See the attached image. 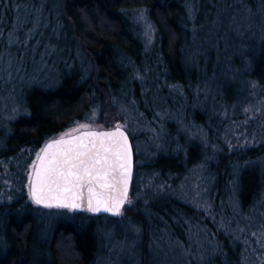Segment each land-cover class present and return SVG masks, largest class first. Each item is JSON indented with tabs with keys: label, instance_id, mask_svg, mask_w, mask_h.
I'll return each instance as SVG.
<instances>
[{
	"label": "trees",
	"instance_id": "1",
	"mask_svg": "<svg viewBox=\"0 0 264 264\" xmlns=\"http://www.w3.org/2000/svg\"><path fill=\"white\" fill-rule=\"evenodd\" d=\"M19 5L50 23L46 34L37 35L38 50L58 46L57 63L55 54L47 62V79L37 70L45 61L39 51L27 70L15 64L3 70L13 50L3 52L5 37L18 43L26 32L25 26L13 31ZM138 11L152 28L149 45L131 17ZM222 21L231 32L218 33L214 26ZM200 26L217 45L193 48L191 35ZM57 32L68 41L64 49ZM215 64L240 70L247 83L264 88V0H0V264H264V143L239 153L222 148L217 138L209 148V137H188L192 127L206 126L202 105L192 109L203 101L192 95ZM221 87L210 86L220 102L244 97L240 83L235 98ZM115 103L146 119L161 114L152 120L156 132L140 134L148 143L142 167L136 136L124 129L135 161L128 200L136 193L139 167L156 182L150 198L126 203L124 219L108 217L118 224L131 220L136 228L138 245L128 258L110 250L111 225L101 222L107 216L47 210L29 197L32 164L43 145L94 107L104 129L122 123ZM191 185L206 195L207 210L205 203L192 204ZM165 242L174 256L162 259ZM37 247L40 262L29 252Z\"/></svg>",
	"mask_w": 264,
	"mask_h": 264
},
{
	"label": "rangeland",
	"instance_id": "2",
	"mask_svg": "<svg viewBox=\"0 0 264 264\" xmlns=\"http://www.w3.org/2000/svg\"><path fill=\"white\" fill-rule=\"evenodd\" d=\"M13 3L15 0H12ZM31 4V3H29ZM24 6H14L12 13L13 17V31L14 29H20L25 26L26 32L23 35L21 41L16 43L15 37L10 35L5 37V48L3 52L7 53L9 50L11 54H8L7 60L3 65V70H8V68L13 67L15 64V68L18 70H27L28 65L31 64L33 60L34 52L39 51L42 62H38L36 64L37 70L44 74V78L47 79L51 72L49 71V65L47 62L51 59V54L54 55L53 61L55 64L58 61L59 53H56L55 50L58 49L54 44L52 45H42L39 47L40 39H37V35L43 36L44 28L46 25L50 26V23L42 22V16L39 14H34L32 10L22 11ZM132 20L141 26L142 36L145 38L147 44L151 43L152 39V28L151 25L148 24L147 17L143 11L132 12L131 13ZM28 24V25H27ZM43 25V26H42ZM56 21L53 22L52 27L50 28L52 34L56 32ZM215 29L217 28L218 33L223 32L224 34L227 31L231 32V26L226 22L222 21L215 24ZM59 32H57L56 40L59 43L60 47L66 48L68 46V41L64 36H59ZM41 36L39 38H41ZM255 37V34L251 35V37ZM34 42L31 45H28V39L34 38ZM37 39V40H36ZM223 38L220 40L222 41ZM212 43L214 46L217 45L215 36H212V33L207 30L205 26L197 27L193 30L191 35V44L193 48H200L204 44ZM227 43V42H226ZM17 45V47H16ZM228 46L225 44L224 48ZM246 54L249 51L245 52ZM11 60L9 63L8 60ZM52 61V59H51ZM48 63H53L52 62ZM39 67V68H38ZM212 71L214 73L210 75V77H206L202 79L204 86L194 88V93L192 97H200L203 103L198 101L192 109H198L201 105L203 110H205V122L206 126L204 127H192V136H188L189 140L192 138L198 140V137H202L204 140L208 137L211 140L209 148H214L215 139L220 142V146L222 148H228L229 152L233 149L239 151V153H243L244 149L257 147L258 145L264 143V88H261L258 84L252 82L251 84L247 83L241 75L240 70H235L233 73L229 70L224 69V67L220 64H215L211 66ZM49 73H48V71ZM33 76L34 74H31ZM29 77L30 79L32 77ZM28 79V77H27ZM144 81V79H141ZM222 83L221 89L225 87L227 88V97L235 98L236 97V89L234 87L235 84L240 83V89L243 91L244 97L240 99L238 103L235 104H227L226 102H220L217 100V96L211 92L210 86H218V83ZM224 86V87H223ZM217 90L218 87H217ZM117 104V103H115ZM118 105V106H117ZM118 111L122 115L124 119L122 123L114 125L120 126L125 130H130L135 139V152L141 157L139 158L138 164L142 167L145 163L144 159L147 158L145 155L146 150L148 148V143L145 141V138H141V133H153L156 132L152 124V120H155L156 117H160L161 114L157 112H153V116L151 118L146 119L141 115L139 111H136L135 108L126 107V105L117 104ZM131 105V104H130ZM161 105V103H160ZM158 105V106H160ZM183 107L186 106L183 104ZM201 107V109H202ZM100 117L98 114L97 108H92L89 113L80 120H75L72 124L63 132L69 131L73 128H76L79 124H88V129L82 130H103V126L101 122H99ZM157 127H160V122H157ZM161 128V127H160ZM62 134V133H61ZM75 134V133H73ZM149 137V135H148ZM190 140V141H191ZM139 167L138 169V181L136 184V193L134 198L130 200L129 204L133 202L136 198H143L144 195L147 198H150L152 193L151 191L155 188V180L154 177H144L146 176V172L143 168ZM32 172V168H31ZM196 173V172H195ZM192 199L191 202L193 205L199 203L204 204L203 209L207 210V201L206 195L202 190H199L197 186H192ZM146 192V193H145ZM147 199H143L146 202ZM47 210H58V208H45ZM64 210V209H62ZM68 211V210H67ZM70 212V211H69ZM125 215L118 216L117 220L124 219ZM58 219L57 217L54 218ZM101 222L106 225H111L110 232L108 233L109 241L111 248L110 250L117 255L123 254L124 257L128 258L130 254L132 255L135 251V247L138 245V234H136V228L131 224V220H127L123 223H112L108 217H102ZM38 239V238H37ZM38 247L41 248L42 241L38 240ZM162 248V251H156V254L164 259L168 255L174 256L172 254V248L170 245L166 244ZM38 247L30 249V253L33 254L37 261H41V254L38 251ZM3 249V248H2ZM4 250L0 248V256L3 254ZM64 254V253H63ZM61 259L65 261L69 260L68 256L61 255Z\"/></svg>",
	"mask_w": 264,
	"mask_h": 264
},
{
	"label": "snow or ice",
	"instance_id": "3",
	"mask_svg": "<svg viewBox=\"0 0 264 264\" xmlns=\"http://www.w3.org/2000/svg\"><path fill=\"white\" fill-rule=\"evenodd\" d=\"M79 124L46 143L29 176V197L44 208L122 215L132 176L131 147L118 125L114 131H84ZM66 137H70L66 139Z\"/></svg>",
	"mask_w": 264,
	"mask_h": 264
},
{
	"label": "water",
	"instance_id": "4",
	"mask_svg": "<svg viewBox=\"0 0 264 264\" xmlns=\"http://www.w3.org/2000/svg\"><path fill=\"white\" fill-rule=\"evenodd\" d=\"M117 127V126H116ZM116 127H113L111 129H103V130H94V131H97V132H101V131H104V132H108V131H114L116 129ZM121 130L124 132V134L128 137V144L130 145L131 147V155H132V176H131V180L129 182V188H128V199H129V195H130V192H131V188H132V184H133V179H134V170H135V161H134V151H133V147H132V143H131V140L129 138V135L128 133L121 127ZM86 130H82L80 131L79 133H75L73 135H80L82 132H84ZM87 131H93V130H87ZM70 137H66V139H69ZM50 141V140H49ZM48 141V142H49ZM46 142V143H48ZM45 143V144H46ZM44 144V145H45ZM43 145V146H44ZM32 201V200H31ZM33 203V202H32ZM127 203V202H126ZM126 203L124 204V206L126 205ZM34 204V203H33ZM37 206V205H36ZM123 206V208H124ZM41 207V206H39ZM44 208V207H43ZM123 208H122V211H123ZM58 209H64V208H58ZM64 210H68L70 212H78V211H81V210H69V209H64ZM81 212H85V213H88L92 216H97V217H102V216H107V217H110V218H116L118 216H113L111 215L110 213H106V212H100V213H92V212H88V211H81Z\"/></svg>",
	"mask_w": 264,
	"mask_h": 264
}]
</instances>
